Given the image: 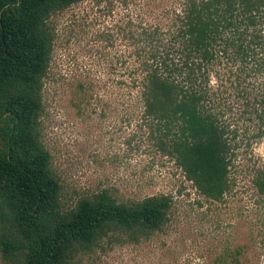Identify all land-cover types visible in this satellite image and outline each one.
<instances>
[{
    "label": "trees",
    "instance_id": "16d2710c",
    "mask_svg": "<svg viewBox=\"0 0 264 264\" xmlns=\"http://www.w3.org/2000/svg\"><path fill=\"white\" fill-rule=\"evenodd\" d=\"M83 1L0 0L2 264H82L103 242L137 244L169 221L166 195L124 203L103 189L63 206L42 142L49 20ZM138 30L120 62L122 99L198 194L219 202L235 152L264 140V0H182ZM254 187L264 197V168Z\"/></svg>",
    "mask_w": 264,
    "mask_h": 264
},
{
    "label": "rangeland",
    "instance_id": "374dc122",
    "mask_svg": "<svg viewBox=\"0 0 264 264\" xmlns=\"http://www.w3.org/2000/svg\"><path fill=\"white\" fill-rule=\"evenodd\" d=\"M181 2L85 0L49 20L54 42L42 142L64 208L103 189L119 202L166 195L173 203L162 231L137 244L103 242L82 264H264V197L254 187L264 140L235 152L230 189L211 202L159 151L141 108L122 99L120 62L133 51L128 34Z\"/></svg>",
    "mask_w": 264,
    "mask_h": 264
}]
</instances>
